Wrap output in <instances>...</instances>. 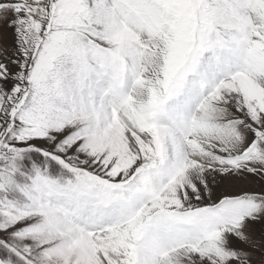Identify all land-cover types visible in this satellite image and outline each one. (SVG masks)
I'll return each instance as SVG.
<instances>
[{
    "label": "snow or ice",
    "instance_id": "6c2138e0",
    "mask_svg": "<svg viewBox=\"0 0 264 264\" xmlns=\"http://www.w3.org/2000/svg\"><path fill=\"white\" fill-rule=\"evenodd\" d=\"M0 264H264V0H0Z\"/></svg>",
    "mask_w": 264,
    "mask_h": 264
}]
</instances>
